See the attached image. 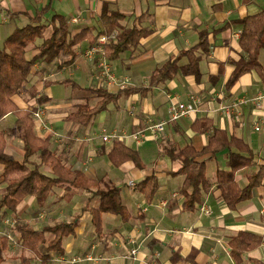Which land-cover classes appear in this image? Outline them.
Listing matches in <instances>:
<instances>
[{"label": "crops", "instance_id": "obj_1", "mask_svg": "<svg viewBox=\"0 0 264 264\" xmlns=\"http://www.w3.org/2000/svg\"><path fill=\"white\" fill-rule=\"evenodd\" d=\"M47 6L50 10L45 17L50 18L55 13L64 16L72 34L87 27L94 28V33L101 30L105 9L124 14L122 21L128 26L135 23L149 30L136 49L127 50L119 59L109 61L117 78L127 79L124 88L137 90L111 101L88 126L68 118L87 98L91 105L97 102L98 98L85 89L103 87L116 93L123 87L100 74V53L92 59L84 56L90 47L87 39L76 45L79 56L71 66L60 68L57 60L49 64L39 61L29 82L15 96V101L22 107L30 108L36 104L45 107L42 120L35 119L37 133L42 137L50 136L52 148L68 165L83 170L90 178L106 177L120 186L122 203L129 212L128 218L104 214L105 236L98 238L89 228L90 212L84 211L77 233L64 238L63 253L55 256L50 264H190L182 257H188L192 252L198 264H236L230 254L229 242L243 230L260 236L263 241L258 248L247 252L240 264L264 263V182L253 189L250 199L230 209L216 184L217 169L227 165L218 164L208 174L211 186L202 203L211 209V214L201 211L202 204L195 210H187L179 193L184 177L170 173L175 166L168 156L164 155L154 169L137 167L131 161L115 166L108 157L114 141L102 139L103 129L145 130L149 123L168 118L170 99L186 101L191 94H197L202 99L197 111L178 122L168 123L160 139L149 137L145 140L158 141L160 151V142L172 138L174 144L180 145L184 138L185 144L201 148L207 143L208 133L194 131L192 123L207 116L212 118L214 127L241 137L264 163V78L253 70L243 74L232 88L226 86L236 62L244 55L240 44L241 20L263 11L264 0H0V46L17 26L27 24ZM202 31L210 33V48L200 61V78L178 74L164 85L150 87L155 70L170 58L177 57L181 50L196 45ZM41 40L37 39V43ZM37 52L33 49L29 54ZM259 60L264 67V47L259 52ZM186 62L187 58L183 57L181 63ZM69 86L80 89L83 95L76 99L68 97L63 87ZM254 97L260 99L256 103L240 102L243 98ZM38 98L44 102H37ZM226 103H237L232 117L219 110ZM15 120L12 113L6 116L4 121L9 122L4 128L6 133ZM257 126L261 129L257 130ZM7 139V151L22 159V139L12 135H7ZM121 141L142 153L144 141L141 144H136L132 138ZM223 154L227 164L225 152L213 159ZM2 169L0 164V173ZM256 169L241 170L237 174L238 183L244 186L248 174ZM153 172L159 178V187L151 201L146 200L135 186L130 192V187L126 188L130 184L123 185L128 180L138 183ZM86 199L87 194L83 191L67 193L57 187L43 202L35 196L26 197L11 215L41 228L72 220L80 213ZM131 236L136 237L135 243L129 242ZM132 248L138 250L135 258L129 256ZM87 253L102 254L104 258L93 262H71L74 256ZM177 254L181 258L177 259Z\"/></svg>", "mask_w": 264, "mask_h": 264}, {"label": "trees", "instance_id": "obj_2", "mask_svg": "<svg viewBox=\"0 0 264 264\" xmlns=\"http://www.w3.org/2000/svg\"><path fill=\"white\" fill-rule=\"evenodd\" d=\"M49 10L50 6H47L39 10L27 24L17 26L0 46V164L3 165L0 173V183L3 184V191L0 193V221L11 216L26 197L35 196L43 202L53 188H62L67 193L83 191L87 194V199L80 213L67 222H56L35 228L17 217L13 234L16 243L19 242L22 249L19 264H50L55 256L63 253L64 238L77 233L79 219L84 211L90 212L89 228L98 238L105 236L104 214L111 213L123 218H128L129 215L122 203L120 186L106 177L90 178L83 170L68 165L52 148L50 136L42 137L37 133L34 117L37 104L30 108L22 107L15 101V96L29 82L39 61L49 64L57 60L60 68L71 66L79 56L75 49L76 45L87 39L91 47L103 34L109 36L103 46L104 55L107 60L113 61L119 59L127 50L136 49L140 40L148 35L149 30L135 23L128 26L122 21L124 14L117 10L105 9L101 17L103 25L101 30L94 33V28L87 27L72 34L64 16L55 13L50 18L45 17ZM241 23L240 44L244 55L236 62V67L227 82L226 86L229 89L243 74L253 70L258 71L264 78V67L259 60V52L264 47V10L242 19ZM209 34L202 31L196 45L181 50L177 57L170 58L159 66L152 75L150 87L164 85L178 74L195 75L199 79L200 61L210 48ZM37 39L42 40L37 43ZM33 49L38 52L30 55L29 52ZM183 57L187 58L185 64L181 63ZM85 90L98 98L95 105H91L87 98L78 104L76 111L68 115L69 119L82 126H88L111 101L137 88H123L116 93L103 87H89ZM38 99L37 102H44L42 98ZM10 113L16 116V120L8 133L22 139L24 149L22 159H17L7 151L9 134L1 124ZM192 129L198 133H208L207 143L201 148L191 143L181 146L170 141L160 142L162 153L171 158V161L179 162V168L174 173L184 177L179 188V193L184 198L183 205L187 210H195L203 203L204 195L211 186L207 162L225 152L227 167L217 169L216 184L228 207L237 208L252 197L256 186L264 182V163L260 162V155L241 137L230 134L226 129L214 127L210 117L195 119ZM108 157L115 166L128 161L137 167L145 166L139 150L121 140L114 141ZM251 167L257 169L248 174L247 183L241 186L237 181V174ZM43 168L47 169L46 172ZM135 187L146 200L151 201L158 190L159 178L153 172L136 183ZM262 241L263 239L256 234L239 231L229 242L230 254L235 263L240 264L245 254L258 248ZM11 246L9 238L0 234V264L6 262V253ZM192 253L182 259L189 260L190 264H198ZM176 258H181V255L177 254Z\"/></svg>", "mask_w": 264, "mask_h": 264}, {"label": "built area", "instance_id": "obj_3", "mask_svg": "<svg viewBox=\"0 0 264 264\" xmlns=\"http://www.w3.org/2000/svg\"><path fill=\"white\" fill-rule=\"evenodd\" d=\"M115 35L112 34L111 36L113 37ZM109 36L103 34L100 35L98 42L89 47L85 52L84 56L88 59L94 58L96 53H100L99 57V67H100V74L102 76H105L109 82H117L121 87H126L128 84L127 79H119L117 76L112 72L111 70V65L109 63V60L105 57L104 53V44L107 42ZM262 97V96H260ZM260 97H254V98H249V99H241L240 102H254L256 103L257 100L260 99ZM202 103V99L199 95L197 94H191L186 101H179V100H174L170 99L169 101V107H168V113L169 116L166 119L156 121L149 123L145 130H137L134 132H128L125 129H119V128H114L111 131H108L107 129H103V134H102V139L105 142H113L115 140H125L128 138H132L136 144H141L145 139H148L149 137H152L155 140L160 139L163 134L165 133L166 126L168 123L171 122H178L180 119L183 117L189 116L191 113L197 111L198 106ZM221 113H224L228 117H232L233 113H236L237 110V103L234 104H222L219 108ZM45 107L43 106H38L36 110L34 111V117L37 120H42L43 115L45 113ZM257 130H260L261 127L257 126ZM131 186H136V182L131 180L130 181ZM201 211L205 214H211V209L205 205L202 204L200 207ZM143 210H146V208H143ZM18 218L11 215L4 217L2 220V225L4 227L0 226V234L6 235L10 242L14 244L16 242L15 240V235L13 234V227L17 224ZM130 243H135L136 242V237L131 236L129 238ZM138 250L137 248H132L129 251V256H133L134 258L137 256ZM77 258V261H97L101 260L104 258L102 254L99 255H94L92 253H87L83 256L75 257L74 260Z\"/></svg>", "mask_w": 264, "mask_h": 264}, {"label": "rangeland", "instance_id": "obj_4", "mask_svg": "<svg viewBox=\"0 0 264 264\" xmlns=\"http://www.w3.org/2000/svg\"><path fill=\"white\" fill-rule=\"evenodd\" d=\"M79 82L81 84H83L82 81L79 80ZM63 89L66 92L68 97H73V98L76 99L77 96L83 95V92L80 89H73V87H71V86L66 87V89L63 87ZM7 125L9 126V122L8 121H4L3 124H2V127L5 128ZM172 139H170L169 141L172 142L173 141ZM158 144H159L158 141L145 140L144 143L142 144L143 146H141L142 159H143V161L145 163V166L148 167V168L154 169V167L156 165H158V162L160 160H162L164 155H165V154L162 153V151H160V149H158ZM183 144H185L184 138L182 139V142H181L180 145H183ZM200 147H202V146H200ZM172 163L174 164L175 168H173L174 170L170 171V173H174V171L178 170V168H179V162L178 161H173L172 160ZM218 164H223L224 166L227 165L226 161H225V155L224 154L223 155H219V157L217 159L208 160V174H210L213 171V169L216 168V166ZM43 169L46 172L47 169H45V168H43ZM125 182H123V185H125V184L129 185L130 184L129 180L126 183ZM1 186H3L2 183H0V193L3 191V187H1ZM127 187H130V192H131V187L132 186L131 185L130 186H126V188ZM1 225H2V223L0 221V226ZM1 227H4V225H2ZM21 253H22V249L20 247L19 242H17V243L15 242L14 244H12L10 250L6 253L7 260H6V262L4 264H19V256L21 255ZM75 257L79 258L80 255L74 256L71 259L72 263L81 262V261H77V258L74 260Z\"/></svg>", "mask_w": 264, "mask_h": 264}]
</instances>
